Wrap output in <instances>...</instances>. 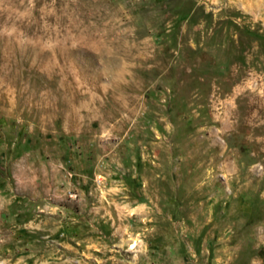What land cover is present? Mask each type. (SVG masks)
<instances>
[{"label":"rangeland","instance_id":"rangeland-1","mask_svg":"<svg viewBox=\"0 0 264 264\" xmlns=\"http://www.w3.org/2000/svg\"><path fill=\"white\" fill-rule=\"evenodd\" d=\"M0 264H264V0H0Z\"/></svg>","mask_w":264,"mask_h":264}]
</instances>
